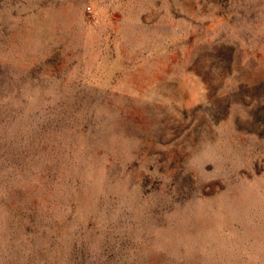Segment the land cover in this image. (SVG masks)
Listing matches in <instances>:
<instances>
[{
	"label": "rangeland",
	"instance_id": "rangeland-1",
	"mask_svg": "<svg viewBox=\"0 0 264 264\" xmlns=\"http://www.w3.org/2000/svg\"><path fill=\"white\" fill-rule=\"evenodd\" d=\"M0 264H264V0H0Z\"/></svg>",
	"mask_w": 264,
	"mask_h": 264
}]
</instances>
